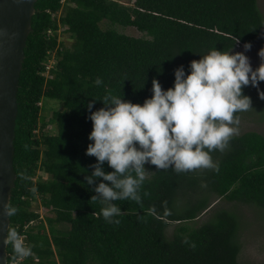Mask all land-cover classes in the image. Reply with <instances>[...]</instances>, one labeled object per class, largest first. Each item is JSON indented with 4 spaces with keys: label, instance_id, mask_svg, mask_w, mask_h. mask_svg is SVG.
Segmentation results:
<instances>
[{
    "label": "trees",
    "instance_id": "obj_1",
    "mask_svg": "<svg viewBox=\"0 0 264 264\" xmlns=\"http://www.w3.org/2000/svg\"><path fill=\"white\" fill-rule=\"evenodd\" d=\"M263 27L258 0H37L19 78L10 201L19 208L10 226L33 254L14 261L8 245V264H254L242 258L236 211L214 210L193 222L212 196L264 211L263 133L234 134L223 151L211 153L217 169L178 174L145 164L141 203L114 202L122 209L119 224L106 222L102 202L91 199L99 179L87 184L96 158L85 152L90 102L95 111L110 93L142 104L154 78L167 90L177 67L187 74L200 55L253 43ZM250 88L243 93L253 103ZM47 100L61 106L50 120ZM104 168L112 171L107 162ZM35 201L47 211L42 218Z\"/></svg>",
    "mask_w": 264,
    "mask_h": 264
},
{
    "label": "clouds",
    "instance_id": "obj_2",
    "mask_svg": "<svg viewBox=\"0 0 264 264\" xmlns=\"http://www.w3.org/2000/svg\"><path fill=\"white\" fill-rule=\"evenodd\" d=\"M65 28H59V35ZM243 48L234 52L232 47L227 51L214 47L199 60H192L187 74L182 65L177 67L173 86L167 90L154 78L152 95L142 104L109 93L100 100L103 107L93 111L95 100L87 105L92 130L85 154L95 157L96 162L85 180L91 185L99 179L94 188L98 195L91 199L102 202L101 214L106 222L120 223L116 217L122 209L115 201L141 203L140 190L149 172L145 164L178 174L217 169L211 153L223 151L238 132L236 114L252 109L251 98L243 88L251 85L259 89L264 81V47L258 50L261 63L256 68L245 55L251 43L246 42ZM102 83L101 77L94 81L96 85ZM260 98L264 99V92H260ZM105 162L112 171H105ZM18 212L16 205L6 202L0 215L10 221ZM3 243L11 246L14 261L33 254L32 246L10 225Z\"/></svg>",
    "mask_w": 264,
    "mask_h": 264
},
{
    "label": "water",
    "instance_id": "obj_3",
    "mask_svg": "<svg viewBox=\"0 0 264 264\" xmlns=\"http://www.w3.org/2000/svg\"><path fill=\"white\" fill-rule=\"evenodd\" d=\"M37 0H0V211L11 201L15 186V128L17 94L25 59V46L32 30ZM11 220L0 215V264H8L3 239Z\"/></svg>",
    "mask_w": 264,
    "mask_h": 264
},
{
    "label": "rangeland",
    "instance_id": "obj_4",
    "mask_svg": "<svg viewBox=\"0 0 264 264\" xmlns=\"http://www.w3.org/2000/svg\"><path fill=\"white\" fill-rule=\"evenodd\" d=\"M123 4L133 5L135 0H118ZM259 8L264 17V0H258ZM102 27L107 28L110 24L105 21L102 22ZM117 30L125 34L133 36H142L143 33L140 32L136 27H123L121 25L115 26ZM61 28L60 30H62ZM68 39L67 35L65 36ZM244 44H238V46L233 49V51H244ZM264 47V27L260 34V37L255 42L251 43V49L245 52L250 59V63L253 68H256L261 63L260 57L257 55L258 50ZM55 62L54 57L50 60L49 64ZM250 90L252 92L253 103L252 109H249L246 112H242L238 115L239 125L238 132L236 134L244 133L247 131H257L264 134V99L260 98V92H264V81L259 83V89L252 87L250 85ZM47 104L52 108L49 111L45 112L47 120H50L52 116L53 108H60L61 106L57 102L48 101ZM50 129L55 128V124L49 125ZM39 200V199H38ZM210 207L204 210L198 217L195 219L193 224H201L206 221L214 210L219 209H228L234 210L240 217V220L243 222V228L240 233V239L243 246L242 258L244 261L254 263V264H264V211L261 208L241 205L238 202H229L222 197L212 196V199L209 201ZM34 202V208L36 212L40 213L41 218L46 215L47 211L44 206ZM175 225H172L173 228Z\"/></svg>",
    "mask_w": 264,
    "mask_h": 264
},
{
    "label": "built area",
    "instance_id": "obj_5",
    "mask_svg": "<svg viewBox=\"0 0 264 264\" xmlns=\"http://www.w3.org/2000/svg\"><path fill=\"white\" fill-rule=\"evenodd\" d=\"M49 65H52V64H49ZM48 69H50V66H48ZM11 264H17V263L13 262V263H11Z\"/></svg>",
    "mask_w": 264,
    "mask_h": 264
}]
</instances>
